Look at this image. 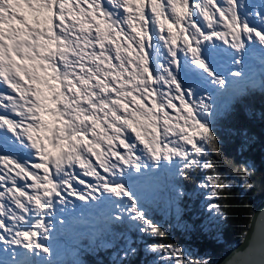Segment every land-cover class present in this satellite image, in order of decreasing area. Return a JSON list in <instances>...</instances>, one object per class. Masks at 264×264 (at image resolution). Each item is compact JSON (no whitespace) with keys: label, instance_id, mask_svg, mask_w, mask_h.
I'll return each mask as SVG.
<instances>
[{"label":"snow or ice","instance_id":"1","mask_svg":"<svg viewBox=\"0 0 264 264\" xmlns=\"http://www.w3.org/2000/svg\"><path fill=\"white\" fill-rule=\"evenodd\" d=\"M246 7L243 0H0V130L40 161L0 154V243L50 254L46 217L68 195L110 201L114 219L127 213L143 232L166 237L124 179L133 168L170 167L184 178L205 170L201 186L213 197L229 188L211 158L219 151L212 105L195 98L180 72L190 63L226 88L204 42L218 38L237 53L249 42L264 46V10ZM254 248L261 258L248 264H264V218ZM151 251L166 257L162 264H209L186 259L171 242Z\"/></svg>","mask_w":264,"mask_h":264},{"label":"trees","instance_id":"2","mask_svg":"<svg viewBox=\"0 0 264 264\" xmlns=\"http://www.w3.org/2000/svg\"><path fill=\"white\" fill-rule=\"evenodd\" d=\"M258 82L257 88L245 84V90L230 89L225 96L231 100L227 112L212 124L218 137L219 151L211 153V158L222 176L232 181L229 188L212 198L223 212L218 235L216 230L212 233L203 231V216H193L199 202V199H194V194L210 173L197 170L184 178L175 175L174 170H168L161 174L165 181L161 188L168 192L170 184H174L182 189L187 197L183 201L182 216L176 220L164 218L160 205L153 204L151 194L147 195L146 191L140 194V203L147 210L149 218L167 229L166 237L140 233V222L134 223L128 217L117 221L109 217L104 227L107 230L102 234L98 235L97 231L92 232L87 228L76 235L71 246L77 240L80 245H73V256L65 258L62 264H151L144 245L166 242L183 247L186 259L191 254V259L208 260L209 264H214L219 256L238 244L250 225L255 207L264 199V73L259 76ZM244 168L248 169L247 174ZM191 202L194 204L189 208L188 203ZM58 234V241L66 243L67 237ZM128 239H131L135 252L126 251ZM28 264L61 262L52 260L51 263L45 258Z\"/></svg>","mask_w":264,"mask_h":264},{"label":"rangeland","instance_id":"3","mask_svg":"<svg viewBox=\"0 0 264 264\" xmlns=\"http://www.w3.org/2000/svg\"><path fill=\"white\" fill-rule=\"evenodd\" d=\"M243 3L246 4V11L250 14L264 10V0H243ZM249 18L252 19L251 15ZM178 43L182 44V41H178ZM204 43L206 45L204 49L207 54L206 58H210L215 71L226 78L228 81L227 87H219L212 82L211 77L190 63L183 65L180 78L185 87H191L194 90L197 100L204 97L206 101L212 105L210 120L211 124H213L219 117L227 112L229 108V102L231 100L226 99L223 94H229V90L233 88L245 90V84L257 88L259 76H261V73L264 71V46H261L259 43L249 42L247 50L244 53H237L235 49L230 48L229 45L220 41L218 38L215 39L214 43L210 41ZM165 54L166 49L162 48L160 56L161 62H163ZM155 58L156 53H152V59L155 60ZM234 61H239V63ZM236 71H242L243 75L241 77L232 75V73ZM3 91H6V89L3 85H0V92ZM231 99H233V97ZM175 103L180 106L179 101H175ZM0 114H3L2 110H0ZM4 153L19 155L22 159L30 160L32 163L40 162L38 158H34L32 153L23 151L20 146L17 145L14 135L11 132L0 130V154ZM93 162H95L94 158ZM164 163L167 164L168 162ZM168 170L174 169L170 167L156 168L153 166L150 170L142 169V171L138 173L133 168L129 169L124 179L128 185L133 187L139 197L141 196L140 194H143L145 191L148 192L147 195L151 194V197H153V204L155 205L156 203V205H160L164 218L176 220L178 217L182 216V211L184 209L183 201H186L187 197L183 194L182 189L174 184H170V190H168V192L162 190L161 186L165 185V181L161 174L166 173ZM77 172L80 174L81 178L86 179L87 182H95L94 177H85L79 166H77ZM173 183H175V181ZM74 186L81 189L84 187L78 184ZM212 198L211 189L200 186L194 194V199H199V202L197 207L198 210L194 211L193 216H203V222L201 223L203 231L212 233L213 230H216L218 235L223 221V212L217 213L215 209L211 207V205L215 204ZM125 203H127V201H125ZM188 204H190L188 207L192 208L194 202ZM116 212H118V210L110 201H82L78 197L68 195L67 203H61L57 200L54 211L46 217V221L50 222L51 230L49 236L43 242L46 246L51 248V253H40L39 250H37L36 253H31L22 247L8 246L0 243V264H15L16 261L21 260L27 261L28 263L34 261L39 262L45 258L48 261L50 260L51 263L52 260H55L62 264L65 258L73 256L72 252L75 248L73 245H80L77 240L71 246L72 242L75 241L74 239L77 237L76 235L81 233L80 230L82 229L80 226L82 224L92 226L93 228H91L90 231H97L96 234L98 235L102 234L107 230L104 229L106 222L102 219L113 217ZM124 217H128L127 214H125ZM129 220L132 221L131 219ZM97 222L100 226L102 225V228L97 226V229H95L93 225ZM136 222L137 221H134V223ZM83 229L85 228L83 227ZM58 232L67 237L66 243H60L58 241ZM140 233H143L141 229ZM151 245H144V250H146V253L149 255L148 257L151 258V264H162V258L166 257H164L162 253L151 251ZM126 246V251L128 252L130 249H133L131 239L127 240ZM191 257L190 254V258Z\"/></svg>","mask_w":264,"mask_h":264},{"label":"water","instance_id":"4","mask_svg":"<svg viewBox=\"0 0 264 264\" xmlns=\"http://www.w3.org/2000/svg\"><path fill=\"white\" fill-rule=\"evenodd\" d=\"M262 218H264V199L255 207L250 225L242 240L219 256L214 264H248L251 261H259L261 257L254 248V236Z\"/></svg>","mask_w":264,"mask_h":264},{"label":"bare ground","instance_id":"5","mask_svg":"<svg viewBox=\"0 0 264 264\" xmlns=\"http://www.w3.org/2000/svg\"><path fill=\"white\" fill-rule=\"evenodd\" d=\"M17 145H18V143H17ZM34 158H36V157H34Z\"/></svg>","mask_w":264,"mask_h":264}]
</instances>
